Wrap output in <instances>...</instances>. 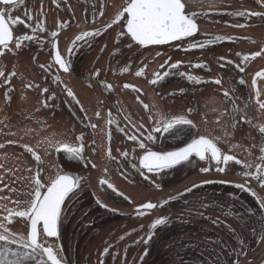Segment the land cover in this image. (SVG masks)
<instances>
[{
  "label": "rangeland",
  "instance_id": "obj_1",
  "mask_svg": "<svg viewBox=\"0 0 264 264\" xmlns=\"http://www.w3.org/2000/svg\"><path fill=\"white\" fill-rule=\"evenodd\" d=\"M127 3L21 0L4 9L6 17L11 10V17L22 23L11 25L12 51L4 49L1 55L0 224L27 238L24 220L14 217L9 224L4 217L9 210L27 207L37 174L45 184L57 174H70L81 178V187L65 201L58 238L41 234V242L64 264H264V239H259L264 187L243 175L264 166V109L252 89L253 74L264 70V19L251 15L260 9L251 0H185L186 12L196 14L198 33L183 41L141 47L122 31L124 19L106 28ZM38 23L44 31L33 32ZM53 32L58 35L53 37ZM87 32L98 34L75 41ZM23 34L35 39L17 50L15 37ZM55 39L69 64L68 74L52 62ZM193 43L208 46L185 51ZM257 52L261 55L241 63L242 56ZM177 61L181 65L172 69ZM125 66L128 70L122 71ZM165 72L170 74L162 82L150 83L154 73ZM189 76L221 83H190ZM258 90L264 103V81ZM179 116L195 127L152 132L159 120ZM149 135L154 138L147 139ZM201 135L248 167L230 163L221 173L215 163L193 158L160 174L139 168L144 153L175 150ZM77 137H83L81 158H58L56 146L79 147ZM205 167L211 170L200 171ZM17 200L22 203L17 205ZM147 202L158 206L138 215L135 208ZM159 218H166L167 226L153 230Z\"/></svg>",
  "mask_w": 264,
  "mask_h": 264
},
{
  "label": "snow or ice",
  "instance_id": "obj_2",
  "mask_svg": "<svg viewBox=\"0 0 264 264\" xmlns=\"http://www.w3.org/2000/svg\"><path fill=\"white\" fill-rule=\"evenodd\" d=\"M55 2V0H54ZM18 0H0V5L9 6L16 5ZM185 0H128L126 7L116 16V18L106 26V28H111L113 24H118L122 19L125 20V24L121 25L122 31L126 26V35L130 37V40L141 47H147L150 45H166L174 41H183L187 38L193 37L198 31V24L196 22V14L186 12ZM11 10H9V15L6 19L5 11L0 10V55H3L4 49L12 51L9 45L14 40L13 30L11 25H16L22 23L19 18H12L10 15ZM103 13H101L102 15ZM126 14V16H125ZM244 15L246 13H240ZM251 15H259L258 13H252ZM31 19V16H29ZM11 22V24L9 23ZM63 27V25H59ZM243 27L244 25H237ZM44 31L42 23H38L35 31ZM98 33L87 32L81 36L75 38L76 42L86 41L89 37H95ZM58 34L53 32L52 36L55 37ZM35 37L26 34L15 37V48L17 50L21 49L24 42L34 40ZM216 39H219L217 37ZM119 42V41H118ZM175 46V45H173ZM208 45L193 43L185 51L195 49L197 47L203 48ZM56 47V43H53V48ZM131 47V44H129ZM71 51V49L69 50ZM264 51V50H262ZM159 54V53H158ZM241 55V54H238ZM261 55L260 52L251 54L249 56H242L241 63H247L250 59H255L256 56ZM221 60L224 57L220 58ZM55 62L64 71L68 72L69 64L66 62L62 56L57 51L55 55ZM181 61H177L171 64L172 69H176L181 65ZM227 63H232L227 61ZM43 67V66H41ZM196 68H205L206 65L196 64ZM240 71L243 72L244 68L237 65ZM128 67L125 66L122 71H127ZM210 70V69H208ZM99 73H97L98 75ZM170 73L165 72L154 73V79L150 81L152 84H157L162 82ZM11 75H15L13 72ZM137 76H142V71L136 72ZM184 75V74H182ZM4 76L3 70H0V77ZM257 77H264V72L257 73ZM10 79V77H9ZM190 83H216L220 84V80L215 81H201L198 77H188ZM6 83L8 81H5ZM240 84H244L243 79L239 81ZM30 87V85H29ZM110 87V86H108ZM256 87V78L253 79V88ZM67 95L79 104L76 99L75 94L70 88L65 86ZM124 88L132 89L139 92L140 89L136 88L134 85L125 84ZM47 92V89L43 90ZM225 98H228V93H224ZM260 92L256 91V102L261 109H264V103H260L259 100ZM6 99H10L6 93ZM47 106V104H45ZM147 109V105H144ZM83 110V109H82ZM191 110L189 109V112ZM233 111L236 112L237 109L233 107ZM99 117V112L96 113ZM110 115V114H109ZM178 126H189L195 127L193 122L189 119H185L182 116L172 117L171 119H161L153 126V133H171L173 129H178ZM235 126V125H234ZM95 128V125H91ZM143 127V125H141ZM261 133H264V127L260 128ZM154 137L149 135L147 139L152 140ZM130 139H135V137H130ZM80 141L79 147H72L67 144L57 145V151L63 150L70 154L74 159L81 158L83 152V137H77ZM141 148L144 147L143 143L139 145ZM3 147V145H0ZM27 151L32 152L31 148H27ZM264 152V149H262ZM127 154H125L126 156ZM33 158L37 162L40 161V157L33 153ZM109 158H111L109 152ZM195 158L198 161H205L206 159L210 162L215 163L216 171L225 172L230 163L235 165H240L242 167H248L243 165V162L236 159L232 155L222 154L221 149L217 146V143L213 139L207 138L206 136H199L198 138H192L189 142H184L183 146H178L175 150L158 152L149 151L140 159V166L146 169L148 173H163L166 170H172L177 166H182L185 164H190L192 159ZM264 158V156H262ZM221 165H224L221 167ZM210 168H202L200 171L208 172ZM244 176H251L261 182V187H264V166H257L256 173L245 172ZM100 183L103 185L106 182L101 180ZM207 183V182H206ZM229 183V182H224ZM244 189L243 185H236ZM81 187V178L78 176H72L70 174H57L55 177L51 178L50 181L45 184L41 182L39 174L34 176L31 180V191L28 193L31 199L27 202V207L20 210H9L8 216L4 219L9 223H13L14 217H19L24 220L30 227V231L27 234V238L23 235H17L12 233L4 224H0V264H24L27 259H36L38 264H62L61 258L58 257L56 252L51 246H45L41 242V234L45 237H57L59 235V224L61 223L63 209L65 206V201L74 194L77 189ZM109 188H112L111 184H108ZM3 189H0L2 191ZM247 190V189H245ZM113 191L115 189L113 188ZM191 191V189H189ZM17 205L22 202L17 200L14 201ZM158 205L152 202H147L140 205L137 208V214L143 216L147 214L143 210L155 209ZM163 207L164 204H160ZM168 220L166 218H159L153 222L151 228L154 230L157 227L167 226ZM42 226V230L41 227ZM151 239V235L149 236ZM259 239H264V229L261 230V235ZM147 243V241H145ZM16 247V251L12 249V246ZM22 249L23 251H19Z\"/></svg>",
  "mask_w": 264,
  "mask_h": 264
},
{
  "label": "flooded vegetation",
  "instance_id": "obj_3",
  "mask_svg": "<svg viewBox=\"0 0 264 264\" xmlns=\"http://www.w3.org/2000/svg\"><path fill=\"white\" fill-rule=\"evenodd\" d=\"M21 0H19L18 1V3L20 2ZM17 3V4H18ZM251 3H252V6H255V7H257L258 9H260L259 10V16H261L260 18L261 19H264V0H251ZM16 4V5H17ZM15 5H9V6H4V5H0V10H3L4 11V9H6V8H12V7H14ZM186 10V9H185ZM6 19H7V17H6ZM12 27V26H11ZM12 30H13V28H12ZM198 30H199V25H198ZM198 33V32H197ZM13 35H14V31H13ZM53 43H56V46H57V50H58V52H59V54L61 55V53H60V49H59V42H58V40L57 39H55L54 41H53ZM53 43H52V48H51V58H52V62H53V64L55 65V63H54V61H53ZM11 45V44H10ZM9 45V46H10ZM62 56V55H61ZM62 58H63V56H62ZM1 59H2V57H1V55H0V70L2 69V66H1ZM64 59V58H63ZM65 60V59H64ZM55 67L57 68V70L60 72V70L58 69V67L55 65ZM69 72V71H68ZM68 72L66 73V74H68ZM260 72H264V70H260L259 72H256V73H254L253 74V76H252V87H253V79L254 78H256V88H257V90H258V83L259 82H261V81H264V77H257V73H260ZM62 73V72H61ZM64 74V73H63ZM253 89V88H252ZM259 91V90H258ZM253 94H254V98H256V93H254V91H253ZM256 101V100H255ZM70 155V154H68L67 152H64L63 150H61V151H57V155H58V158L60 157V156H62L63 157V159H64V156L65 155ZM137 208L138 207H136L135 208V210H137ZM141 211H143V210H141Z\"/></svg>",
  "mask_w": 264,
  "mask_h": 264
},
{
  "label": "water",
  "instance_id": "obj_4",
  "mask_svg": "<svg viewBox=\"0 0 264 264\" xmlns=\"http://www.w3.org/2000/svg\"><path fill=\"white\" fill-rule=\"evenodd\" d=\"M19 1V0H18ZM124 30H125V32H126V26L124 27ZM57 46L55 47V48H53V61H54V63L57 65V67H58V69L61 71V72H63V73H67V72H64L60 67H59V65L55 62V55H56V53H57ZM253 88V87H252ZM253 91H254V93H256V91H257V88L255 87V88H253ZM255 100H256V98H255ZM146 154V153H145ZM145 154H143V155H145ZM142 155V156H143ZM142 156L140 157V159L142 158ZM139 162H140V160H139ZM139 167L141 168V166H140V163H139ZM141 169H143V168H141ZM143 170H146V169H143ZM141 210H143V209H141ZM41 227V230H42V226H40ZM30 231V227L28 226V232ZM45 237V236H44ZM46 238H48V239H54V238H56V237H51V238H49V237H46ZM62 264H64L63 262H62Z\"/></svg>",
  "mask_w": 264,
  "mask_h": 264
},
{
  "label": "trees",
  "instance_id": "obj_5",
  "mask_svg": "<svg viewBox=\"0 0 264 264\" xmlns=\"http://www.w3.org/2000/svg\"><path fill=\"white\" fill-rule=\"evenodd\" d=\"M60 158H61L62 160H64L62 156H60ZM19 251H22V250H19ZM36 259L38 260V258H36ZM36 259H31V258H29V259H27L26 261H24V264H35V263H38ZM32 261H34V262H32Z\"/></svg>",
  "mask_w": 264,
  "mask_h": 264
}]
</instances>
